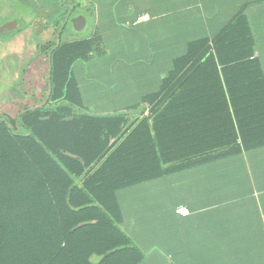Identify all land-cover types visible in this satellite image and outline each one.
<instances>
[{"label": "trees", "instance_id": "16d2710c", "mask_svg": "<svg viewBox=\"0 0 264 264\" xmlns=\"http://www.w3.org/2000/svg\"><path fill=\"white\" fill-rule=\"evenodd\" d=\"M61 38L42 47L37 86L31 64L22 71L27 101L0 107V264H138L135 189L197 163L244 162L264 205V77L242 14L190 41L141 106L115 114L84 110L72 73L100 36Z\"/></svg>", "mask_w": 264, "mask_h": 264}, {"label": "crops", "instance_id": "0c3cea01", "mask_svg": "<svg viewBox=\"0 0 264 264\" xmlns=\"http://www.w3.org/2000/svg\"><path fill=\"white\" fill-rule=\"evenodd\" d=\"M11 1L0 0V107L28 99L20 89V78L29 62L12 69L21 30L10 20ZM17 1L20 7L26 2ZM87 2L83 7L92 18L91 32L85 37L99 35L101 51L76 62L72 73L89 113L115 114L141 106V98L158 89L174 57L182 55L190 41L215 37L237 14L243 15L253 58L264 77V0ZM57 7L50 5L35 23L52 26L53 41L60 36L59 18L52 12ZM71 32L64 38L77 40L71 39L74 34L69 38ZM31 74L37 86L42 72L32 67ZM147 115L145 108L128 118ZM245 167L236 159L197 163L139 185L132 196L133 238L143 251L138 264H264V205L262 195L245 181ZM178 208H185L187 214L176 213ZM101 259L93 255L88 263L100 264Z\"/></svg>", "mask_w": 264, "mask_h": 264}, {"label": "rangeland", "instance_id": "374dc122", "mask_svg": "<svg viewBox=\"0 0 264 264\" xmlns=\"http://www.w3.org/2000/svg\"><path fill=\"white\" fill-rule=\"evenodd\" d=\"M88 0H59L58 4L57 1H54L55 3L52 4L53 0H26L23 1V6L20 7V4L17 0H12V4L14 7V10H12V15L10 16V20L12 21L14 28H18L21 30L20 35L21 37L20 41L16 42V50L18 54L15 57V60L12 61V69L15 71L18 68L22 66V64L29 62L32 67H36L39 72H43L45 68V59L41 58L43 53V46H45L49 42L53 41V33L52 26H46L43 24H35L37 21V17L42 14H46L50 8V5H57L59 7L55 9H51L52 12L55 13L59 18L57 21L58 28H62L63 21H64V14L67 12V8L71 6L73 11H79V13H84L85 16L87 14V26L85 29H83L82 32H77L73 36L74 38L71 39H81L85 36H88L91 32V26H90V18H92V14L90 13V10H85L84 5L88 4ZM49 9V10H48ZM23 26L24 24H26ZM34 24V25H29ZM29 27V28H28ZM44 27V28H43ZM57 27V26H56ZM45 30V32L42 31ZM70 27L66 25V27L63 30V36L61 38V41H69L70 39H65V36H68V33H70ZM72 33V32H71ZM14 36V35H13ZM72 37L69 36V38ZM10 59V57H9ZM129 62V61H125ZM31 81L34 85L37 84V82L34 81V75L31 74ZM40 81L38 82V84ZM3 105V104H2ZM92 110V108H90ZM264 163V158H263ZM260 174V173H259Z\"/></svg>", "mask_w": 264, "mask_h": 264}, {"label": "flooded vegetation", "instance_id": "af4514ba", "mask_svg": "<svg viewBox=\"0 0 264 264\" xmlns=\"http://www.w3.org/2000/svg\"><path fill=\"white\" fill-rule=\"evenodd\" d=\"M83 15V13H76L72 10L71 6L67 8V12L66 14H64V21H63V25H62V28L60 30V35L63 36V28L66 27V25H68L70 27V29L72 28L73 29V25L70 23V20H72L73 18L79 16V15ZM84 16V15H83ZM76 27L80 26V23L79 22H76ZM62 33V34H61ZM74 33H71V35H73ZM70 35V36H71Z\"/></svg>", "mask_w": 264, "mask_h": 264}, {"label": "water", "instance_id": "95a60500", "mask_svg": "<svg viewBox=\"0 0 264 264\" xmlns=\"http://www.w3.org/2000/svg\"><path fill=\"white\" fill-rule=\"evenodd\" d=\"M76 22H79L80 23V26L76 27L75 26L76 25ZM86 22H87V19L83 15H79V16L73 18L72 20H70V23L73 25V29L76 32H82L83 29L86 26ZM48 67H49V60H48Z\"/></svg>", "mask_w": 264, "mask_h": 264}, {"label": "built area", "instance_id": "2783aa9c", "mask_svg": "<svg viewBox=\"0 0 264 264\" xmlns=\"http://www.w3.org/2000/svg\"><path fill=\"white\" fill-rule=\"evenodd\" d=\"M176 213L181 214V215H186L187 214V211H186L185 208H178L176 210Z\"/></svg>", "mask_w": 264, "mask_h": 264}]
</instances>
